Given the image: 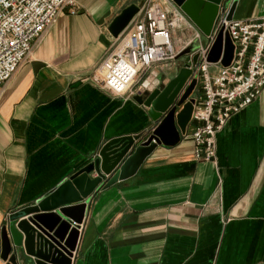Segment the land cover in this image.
<instances>
[{"label":"crops","instance_id":"0c3cea01","mask_svg":"<svg viewBox=\"0 0 264 264\" xmlns=\"http://www.w3.org/2000/svg\"><path fill=\"white\" fill-rule=\"evenodd\" d=\"M145 2L76 0V13L64 9L1 86L0 254L12 212L54 190L105 142L153 127L133 99L138 85L114 95L94 81L115 44L111 22ZM262 16L264 0H237L234 20ZM189 54L153 65L151 90ZM199 95L196 87L192 97ZM191 129L176 145L158 146L133 176L92 195L72 264H264V88L216 135L214 162L194 160Z\"/></svg>","mask_w":264,"mask_h":264},{"label":"built area","instance_id":"2783aa9c","mask_svg":"<svg viewBox=\"0 0 264 264\" xmlns=\"http://www.w3.org/2000/svg\"><path fill=\"white\" fill-rule=\"evenodd\" d=\"M233 1L222 0L211 34L205 37L172 0H146L102 61V78L94 79L114 95L126 94L133 85H138L139 92L151 90L146 74L152 66L176 63L179 53L197 43L188 62L200 91L194 98L189 135L197 162L215 161L216 135L232 116L257 100L264 88V16L254 21L229 20ZM66 8L75 14L76 0H0V88L29 56L34 41ZM220 32L228 34L234 47L227 67L220 61H207ZM178 34L182 37L175 41Z\"/></svg>","mask_w":264,"mask_h":264},{"label":"water","instance_id":"95a60500","mask_svg":"<svg viewBox=\"0 0 264 264\" xmlns=\"http://www.w3.org/2000/svg\"><path fill=\"white\" fill-rule=\"evenodd\" d=\"M203 36L213 29L222 0H172ZM237 0L233 1L228 19L233 18ZM139 7L124 8L111 22L113 38L122 34ZM197 43L178 54H189ZM233 45L228 34L220 32L207 61L222 67L230 65ZM222 58L220 59L221 52ZM197 55L193 57V63ZM194 70L185 62L176 75L164 78L151 91L137 92L133 99L147 108L153 127L146 134L122 136L105 142L84 167L67 177L54 190L32 205L12 212L1 229L0 258L6 264H72L79 240L78 227L90 198L99 189H106L133 176L144 160L158 147L176 145L191 120L192 97L197 80Z\"/></svg>","mask_w":264,"mask_h":264},{"label":"rangeland","instance_id":"374dc122","mask_svg":"<svg viewBox=\"0 0 264 264\" xmlns=\"http://www.w3.org/2000/svg\"><path fill=\"white\" fill-rule=\"evenodd\" d=\"M182 36L180 35V34H178V35H175L173 38H175V41H178V40H180V38H181ZM202 41L204 42L205 41V39H204V37H203V39H202ZM197 46H198V44H197ZM194 49L195 48H197L196 46L195 47H193ZM186 59V57L185 56H181L179 59H177L178 61H180V62H182V61H184ZM211 70V69H210ZM212 71V70H211ZM173 71L172 70H170V71H168V73L167 74H171Z\"/></svg>","mask_w":264,"mask_h":264}]
</instances>
